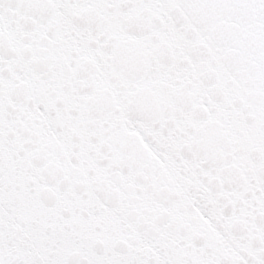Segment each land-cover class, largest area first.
Masks as SVG:
<instances>
[{
	"label": "snow or ice",
	"instance_id": "1",
	"mask_svg": "<svg viewBox=\"0 0 264 264\" xmlns=\"http://www.w3.org/2000/svg\"><path fill=\"white\" fill-rule=\"evenodd\" d=\"M0 264H264V0H0Z\"/></svg>",
	"mask_w": 264,
	"mask_h": 264
}]
</instances>
